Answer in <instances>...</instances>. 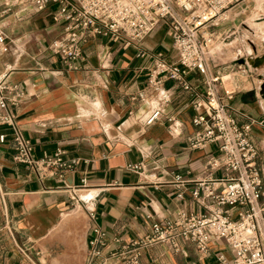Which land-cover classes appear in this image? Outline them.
<instances>
[{
    "label": "crops",
    "instance_id": "1",
    "mask_svg": "<svg viewBox=\"0 0 264 264\" xmlns=\"http://www.w3.org/2000/svg\"><path fill=\"white\" fill-rule=\"evenodd\" d=\"M52 17L53 9L7 16L8 51L0 56V73H6V82L25 95L10 112L32 143L34 156L60 149L65 160H79V164L62 178L40 179L13 162L10 132L0 126V136L6 135L0 143V261L123 264L121 247L144 237L152 224L173 221L180 212L205 213L191 198H175L177 190L169 175L200 179L207 158L216 153L215 144L192 150L187 143L196 131L191 103L196 95H204V77L198 72L188 74L189 90L165 81L170 102L160 109L158 119L147 123L156 108V96L145 98L152 60L138 57L134 46L123 49L95 36L84 45L77 70L68 71L47 50L61 33ZM139 48L160 53L169 63L176 61L164 25ZM220 96L240 124L241 115L259 117L264 112V99L256 96L238 92ZM170 117L175 127L167 121ZM262 138L255 130L252 140L260 149ZM263 163L262 151L259 165ZM133 166H141L142 171L130 169ZM154 172L162 185L145 179ZM94 228L105 233L104 246H90ZM17 248L26 252L30 262ZM139 253L138 264H232V254L223 243L210 246L207 254L199 253L192 243L181 244L179 252L159 243L142 247ZM219 255L224 263L218 261Z\"/></svg>",
    "mask_w": 264,
    "mask_h": 264
},
{
    "label": "built area",
    "instance_id": "2",
    "mask_svg": "<svg viewBox=\"0 0 264 264\" xmlns=\"http://www.w3.org/2000/svg\"><path fill=\"white\" fill-rule=\"evenodd\" d=\"M240 1L0 0V56L8 51L7 16L13 12L41 13L53 9L52 21L61 26V33L47 50L68 71L77 70L75 64L81 58L84 45L95 36L106 37L123 49L134 46L138 57L151 59L153 68L147 76L145 98L156 96V108L147 123L158 119L160 109L170 102V95L163 88L165 81L189 90L188 74L198 72L204 77L206 91L204 95H196L191 103V123L196 131L187 143L192 150H203L215 144L216 153L207 158L200 179L188 181L180 174L170 172L169 175L170 183L177 190L175 198L183 201L189 197L201 205L205 213L180 212L173 221L152 224L144 237L121 247L119 256H123V264H138L139 250L159 243L171 246L175 252H179L181 244L192 243L201 254H207L210 246L223 243L232 254V264H264V163L259 165L260 153L264 152V112L259 117L241 115L242 124L231 116L227 106L221 103L222 78L209 77L204 58L210 42L204 33L205 26L225 20L228 10ZM160 25L165 26L176 52L174 63L167 62L160 53L148 54L139 48ZM223 93L231 94L225 90ZM24 96L17 85L6 82V73H0V126L10 132L12 160L40 179L62 178L79 160H65L60 149L51 155L34 156L32 143L23 136L10 112ZM167 121L176 126L172 117ZM255 130L263 136L261 149L252 140ZM5 138L6 135H1L0 143H4ZM130 169L141 170L142 167ZM216 173L220 176L215 177ZM145 179L154 180L155 186L162 185L155 172L147 174ZM92 233L90 246H104L105 233L98 228ZM17 251L30 262L23 249L17 248ZM98 254L94 252L95 256ZM217 259L224 263L222 255Z\"/></svg>",
    "mask_w": 264,
    "mask_h": 264
},
{
    "label": "rangeland",
    "instance_id": "3",
    "mask_svg": "<svg viewBox=\"0 0 264 264\" xmlns=\"http://www.w3.org/2000/svg\"><path fill=\"white\" fill-rule=\"evenodd\" d=\"M226 16L204 32L210 39L204 52L208 75L222 78L228 93L264 99V63L248 62L264 56V0H241Z\"/></svg>",
    "mask_w": 264,
    "mask_h": 264
},
{
    "label": "bare ground",
    "instance_id": "4",
    "mask_svg": "<svg viewBox=\"0 0 264 264\" xmlns=\"http://www.w3.org/2000/svg\"><path fill=\"white\" fill-rule=\"evenodd\" d=\"M263 61H264V56L262 58H258V59H255V57L248 58V62H250L254 67L259 66L260 64L263 63Z\"/></svg>",
    "mask_w": 264,
    "mask_h": 264
}]
</instances>
